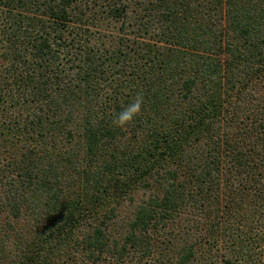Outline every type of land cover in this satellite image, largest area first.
Masks as SVG:
<instances>
[{
	"label": "trees",
	"instance_id": "1",
	"mask_svg": "<svg viewBox=\"0 0 264 264\" xmlns=\"http://www.w3.org/2000/svg\"><path fill=\"white\" fill-rule=\"evenodd\" d=\"M0 264H264V0H0Z\"/></svg>",
	"mask_w": 264,
	"mask_h": 264
},
{
	"label": "clouds",
	"instance_id": "2",
	"mask_svg": "<svg viewBox=\"0 0 264 264\" xmlns=\"http://www.w3.org/2000/svg\"><path fill=\"white\" fill-rule=\"evenodd\" d=\"M142 105V97L137 96L134 101L122 108L115 114L113 123L116 126H125L130 123L140 112Z\"/></svg>",
	"mask_w": 264,
	"mask_h": 264
}]
</instances>
